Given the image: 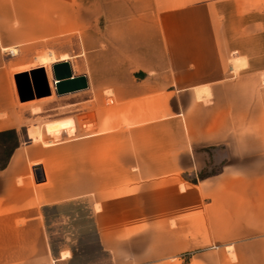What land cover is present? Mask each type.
Listing matches in <instances>:
<instances>
[{
    "label": "crops",
    "instance_id": "0c3cea01",
    "mask_svg": "<svg viewBox=\"0 0 264 264\" xmlns=\"http://www.w3.org/2000/svg\"><path fill=\"white\" fill-rule=\"evenodd\" d=\"M40 6L10 36L0 27V53L85 56L91 97L65 111L52 53L47 97L20 101L15 77L30 69L0 66V264H74L50 236L86 216L112 264H264V66L229 64L241 27L264 32V0ZM65 116L71 129L46 131Z\"/></svg>",
    "mask_w": 264,
    "mask_h": 264
},
{
    "label": "rangeland",
    "instance_id": "374dc122",
    "mask_svg": "<svg viewBox=\"0 0 264 264\" xmlns=\"http://www.w3.org/2000/svg\"><path fill=\"white\" fill-rule=\"evenodd\" d=\"M46 0H0V27H2L5 31L6 36H10V26L17 25L19 23L31 24L34 18L39 17V9L42 2ZM258 19L264 17V12H257ZM249 17L246 19H242L243 23H248ZM252 21V19H251ZM238 30V27L234 28ZM263 34V36H261ZM240 42L235 43V47L233 48L229 60V64L233 69L234 73L237 74L239 72V68H242L247 65L248 58L251 57V60L255 63L257 67L264 66V32H261L258 27V31L256 35H249L248 29L241 27V34L238 37ZM67 45V44H66ZM71 46V44H69ZM10 49L3 50V55L0 53V66L7 67L10 72L13 70L19 69H30L29 72L32 71L34 67L40 68V57L46 56L48 54H54L56 56V61L59 60V55L50 47H41L38 50L26 49L23 51L22 55H16L15 57L11 55ZM15 52H18L14 47L12 48ZM63 56V55H62ZM17 57V58H16ZM69 61L74 62V68L76 73L88 72V60L85 56H77L73 58H69ZM20 63L17 67H12L15 63ZM27 63V64H26ZM35 65V66H32ZM53 65V63H52ZM51 65V69H52ZM34 68V69H36ZM45 68V67H44ZM46 69V68H45ZM53 73V71H52ZM17 86V85H16ZM107 93H111L107 91ZM49 95V94H48ZM47 97V96H41ZM91 97L90 90L84 89L74 93H69L62 95L61 98L65 100V111L72 110L74 107L70 105L67 106L68 103L72 104V101H80V107L82 110L88 108V101ZM18 99L22 101L19 92ZM77 106V104L75 105ZM76 108V107H75ZM71 119L72 116H65L61 118H56L52 120H48L45 122V128L48 133L56 134L57 136L61 134L63 129H71ZM62 120L63 129H62ZM31 135L38 139L41 137V130L39 127H35L31 130ZM208 171L216 169V165L210 166ZM61 210H66V207L61 208ZM52 217L55 225H60L61 215L57 213V211H52ZM73 228H71V233L67 235H63L58 231L55 235L50 236L52 244L54 246V250L57 252L61 247L70 246L75 248V253L77 256V261L74 264H112L111 257L109 253L101 251L99 249L98 241L96 239V235L93 230L92 220L88 216L81 217L80 220L76 219L73 224ZM57 230V229H54ZM64 252L62 256H64ZM88 255L83 257V255ZM90 255V256H89ZM69 262L68 258H62L56 260L57 264H66Z\"/></svg>",
    "mask_w": 264,
    "mask_h": 264
},
{
    "label": "water",
    "instance_id": "95a60500",
    "mask_svg": "<svg viewBox=\"0 0 264 264\" xmlns=\"http://www.w3.org/2000/svg\"><path fill=\"white\" fill-rule=\"evenodd\" d=\"M54 84L58 94H66L89 87L86 74L75 75L69 60L56 62L52 65ZM16 83L22 100H28L35 95L38 97L50 94L46 69L40 67L31 72L16 75ZM37 176L39 171L37 170Z\"/></svg>",
    "mask_w": 264,
    "mask_h": 264
},
{
    "label": "trees",
    "instance_id": "16d2710c",
    "mask_svg": "<svg viewBox=\"0 0 264 264\" xmlns=\"http://www.w3.org/2000/svg\"><path fill=\"white\" fill-rule=\"evenodd\" d=\"M209 174H212V172H206V171H203V170H202V171L199 173V177H200V178H203V177H205V176H207V175H209ZM193 180H194V181H197V180H198V177H194Z\"/></svg>",
    "mask_w": 264,
    "mask_h": 264
},
{
    "label": "bare ground",
    "instance_id": "6f19581e",
    "mask_svg": "<svg viewBox=\"0 0 264 264\" xmlns=\"http://www.w3.org/2000/svg\"><path fill=\"white\" fill-rule=\"evenodd\" d=\"M67 254V253H66Z\"/></svg>",
    "mask_w": 264,
    "mask_h": 264
}]
</instances>
